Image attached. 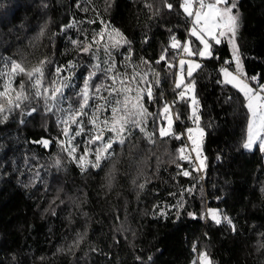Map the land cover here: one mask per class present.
Returning <instances> with one entry per match:
<instances>
[{"label": "trees", "instance_id": "trees-1", "mask_svg": "<svg viewBox=\"0 0 264 264\" xmlns=\"http://www.w3.org/2000/svg\"><path fill=\"white\" fill-rule=\"evenodd\" d=\"M77 3L81 0H0V58L11 57L30 68L47 57L49 79L56 66L74 62L72 83L79 88L93 61L69 39L84 36L76 28L61 29L73 20L84 21L77 28L91 39L102 19L131 41L134 63L144 68L141 61H148L160 73L159 86L153 85L155 103L145 98L149 111L176 99L177 69L156 61L171 36L181 42L191 37L181 0H168L172 10L164 0H92L81 3L87 13ZM238 7L236 44L245 78L255 76L264 83V0H238ZM120 52L116 60L123 70L127 50ZM213 54L218 58L202 59L193 75L198 127L189 119L188 105L181 102L173 110L180 114L174 131L204 129L203 180L197 172L179 174L187 161H178L182 169L173 162L178 148L186 150L184 137L157 139L155 145L134 137L123 150L114 146L111 162L82 172L61 151L54 117L42 111L24 117L17 113L0 124V264H193L202 252L212 264H264V156L258 146L252 151L243 147L248 114L242 94L218 82L227 59L233 61L229 69H235L230 44H214ZM21 80L27 89L24 77H17L16 85ZM41 139L51 143H34ZM57 158L59 168L54 166ZM209 209L218 211L221 223Z\"/></svg>", "mask_w": 264, "mask_h": 264}, {"label": "snow or ice", "instance_id": "snow-or-ice-1", "mask_svg": "<svg viewBox=\"0 0 264 264\" xmlns=\"http://www.w3.org/2000/svg\"><path fill=\"white\" fill-rule=\"evenodd\" d=\"M91 2L92 0H81L85 5H90ZM81 3H77L76 7L87 13L89 8L81 7ZM164 6L169 10L173 9V4L168 3V0H164ZM180 8L182 14L190 21L188 34L194 37L195 41L189 39L181 42L175 35L171 36L170 45L162 51L156 61V64L163 61L169 70L177 69L173 84L176 99L171 102L163 101L157 112L149 111L145 98L155 103L153 85L159 86L160 73L148 67L150 64L148 61H141L145 65L141 68L131 60V41L119 29L111 28L102 19L100 21L102 27L99 31H93L89 39L84 29L77 28V25L84 21L73 20L62 26L61 31L76 28L84 39L69 38L71 44L78 53L89 56L93 61L83 78L82 85L76 88L72 83L75 75L72 69L76 67L74 62L56 66L52 78L49 79L46 76V68L51 61L47 57L30 68H26L22 62L11 57H2L0 124L7 123L10 117L17 113L24 117L42 111L45 116L54 117L60 130L57 142L61 151L66 152L82 172L88 171L89 168L100 169L102 164L111 162L116 155V147L123 150L126 145L132 143L134 137H142L149 145H155L157 139L180 140L186 136L193 145L192 152L196 155L195 157L186 155L185 147H180L176 150L173 162L178 169H182L183 166L178 161H187L191 165V171L183 169L179 174L190 176L192 172H199L204 166L203 160H200V144L191 135L196 129L189 127L184 133L174 131L173 126L180 119V114L178 110H173L181 102L188 105L189 119L198 127L199 100L195 95L193 72L200 69L202 64L198 60L186 57L218 58L213 54V45H220L223 39L233 47L236 68L230 70L229 67H221L223 79L218 82L231 85L244 98L248 123L243 147L252 149L258 144L259 150L264 152V83L255 76L246 79L247 74L243 72L239 46L235 43L240 28L238 0H181ZM95 22L87 21L89 24ZM196 44L202 47H197ZM122 48L127 50L122 62L123 70L116 60V56L122 54L120 52ZM170 50L171 57L168 56ZM177 56L182 58L177 61ZM232 62L226 61L229 65ZM17 77L26 78L29 82L27 89L24 80L16 85ZM249 81H256V86L253 87ZM71 89L75 90L69 95ZM24 122V119L19 120L21 124ZM149 122L152 125L151 130ZM198 131L200 135L204 134L203 128H198ZM34 143L48 147L51 141L41 139ZM81 147L83 151H80ZM61 165L62 161L59 158L54 160V166L59 168ZM144 186L140 184L138 187L143 189ZM187 191L190 192L191 189ZM209 213L217 224L221 223L217 210H209ZM224 219L228 224H232L229 218ZM232 227L234 231L235 226ZM195 251L194 247L193 252ZM193 264H212V261L207 252H202Z\"/></svg>", "mask_w": 264, "mask_h": 264}, {"label": "built area", "instance_id": "built-area-1", "mask_svg": "<svg viewBox=\"0 0 264 264\" xmlns=\"http://www.w3.org/2000/svg\"><path fill=\"white\" fill-rule=\"evenodd\" d=\"M226 61H231L230 59H227ZM226 61L224 62V64L222 65V67H229L230 65L229 64H227L226 63ZM185 138V140L187 141V145H186V150H187V152H189L190 153V156L191 157H195V155H196V153L195 152H192V147H193V145L186 139V136L184 137ZM203 138H204V136H202L201 138H200V140H201V142H202V140H203ZM200 160H203L204 161V166H203V168L199 171V172H197L198 174H200V176H201V179L203 180L204 179V176H205V172H206V168H207V166L205 165V155H204V152H203V149H202V147H201V149H200ZM194 163H199V161H194ZM185 169H188L189 171H190V169H191V165L188 163V167L187 168H185ZM188 177V176H187Z\"/></svg>", "mask_w": 264, "mask_h": 264}, {"label": "rangeland", "instance_id": "rangeland-1", "mask_svg": "<svg viewBox=\"0 0 264 264\" xmlns=\"http://www.w3.org/2000/svg\"><path fill=\"white\" fill-rule=\"evenodd\" d=\"M192 38L195 40V38L194 37H188L187 38V40H189V39H191L192 40ZM222 41H223V39H222ZM210 43H212V41L210 40ZM235 43H236V39H235ZM199 47H202V46H200L199 45ZM230 48L232 49V54H233V47H232V45L230 44ZM187 59H194V60H198L200 63H201V60L202 59H205V58H199V57H186ZM235 63V62H234ZM241 65H242V62H241ZM235 66V68H236V65H234ZM242 68H243V66H242ZM0 70H3V62L0 64ZM198 70V69H197ZM196 70V71H197ZM231 70V69H230ZM235 70V69H234ZM196 71H194L193 72V75L196 73ZM244 72V71H243ZM222 77H223V74H222ZM186 82H187V78H186ZM196 95V94H195ZM192 136L194 135V137L197 139V141H198V143L200 144V149H201V145H202V142H201V140H200V133H199V131H197V130H195L192 134H191ZM190 143H191V141H190ZM192 144V143H191ZM256 146H258V144L257 145H254L253 146V148L252 149H246V150H249V151H252V150H254L255 148H256ZM184 147V146H183ZM263 153V156H264V152H262ZM185 154L186 155H189L190 153L189 152H187L186 150H185ZM204 162V161H203ZM209 210H211V209H209ZM209 210H208V214L210 215V213H209ZM211 216V215H210ZM217 216H218V211H217ZM219 219H220V217H218Z\"/></svg>", "mask_w": 264, "mask_h": 264}, {"label": "water", "instance_id": "water-1", "mask_svg": "<svg viewBox=\"0 0 264 264\" xmlns=\"http://www.w3.org/2000/svg\"><path fill=\"white\" fill-rule=\"evenodd\" d=\"M49 146V145H48Z\"/></svg>", "mask_w": 264, "mask_h": 264}]
</instances>
